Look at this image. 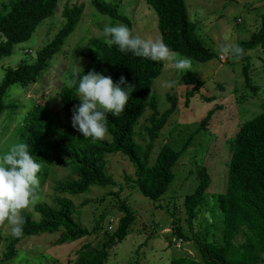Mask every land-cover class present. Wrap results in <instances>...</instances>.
<instances>
[{
	"label": "rangeland",
	"instance_id": "rangeland-1",
	"mask_svg": "<svg viewBox=\"0 0 264 264\" xmlns=\"http://www.w3.org/2000/svg\"><path fill=\"white\" fill-rule=\"evenodd\" d=\"M102 1L114 5L126 21L120 22L98 14L90 0H58L52 15L43 19L27 40L15 44L8 57L0 59L1 80L6 67H15L20 61L30 62L35 51L53 36L63 23L60 12L64 5L83 4L82 14L74 29L36 82L25 87L14 84L8 88L4 102L14 103L17 107L0 114V153L19 143L22 119L33 106L43 105L61 125L72 126V117L61 109L58 91L62 85L67 84L70 73L77 68L81 70L88 63L90 53L94 52L89 43L90 38L105 41V26L124 24L134 34L145 39H160L156 15L143 0ZM183 3L187 17L194 22L202 44L217 57L205 62L189 58L193 71L182 74L171 63L162 62L160 73L150 84L149 95L155 98L158 112L168 107L165 98L167 94L176 100L175 110L154 139L150 160H154L156 152L164 143L177 150L192 133L190 142L173 167V179L165 195L155 202L131 190L125 176H133V167L120 153L105 157V172L111 176L115 185H92L75 195L59 191L65 181L74 177L71 170L60 164L50 165L40 186L39 202L52 204L55 199L65 197L74 208L73 220L90 234L60 245L55 243L58 233L30 236L18 243L16 256L12 260L0 261V264H75L74 251L82 243L90 241L92 247H97L103 238V231H114L117 219L121 216L118 210L121 200L135 218L127 235L110 247L102 264H168L174 257H196L192 241L175 240L171 233V215L178 217L180 227L186 230L182 200L185 194L195 188L197 169L201 167L209 176V184L204 192L203 203L192 220L191 236L198 234L204 240L221 244L223 220L217 208L216 196L225 189L231 138L239 123L257 114L264 102V43L246 51L250 81L256 87L255 91L247 88L242 81V63L221 54L220 49L247 39L258 30L260 16L264 13V1L183 0ZM187 74L202 84L185 105L184 92L192 87V84L187 83ZM168 82L174 84L169 87ZM212 108L216 109L206 129L193 133L205 113ZM149 114L150 110L146 107L134 126L135 141L144 145L147 136L143 126L148 124ZM28 212L34 219L37 218L33 208ZM9 232L10 226H0V239Z\"/></svg>",
	"mask_w": 264,
	"mask_h": 264
},
{
	"label": "trees",
	"instance_id": "trees-1",
	"mask_svg": "<svg viewBox=\"0 0 264 264\" xmlns=\"http://www.w3.org/2000/svg\"><path fill=\"white\" fill-rule=\"evenodd\" d=\"M58 0H7L0 2V59L12 53L15 44L27 40L36 26L52 15ZM156 15V28L160 39L174 52L198 62H205L217 55L205 47L196 34V26L187 17L183 0H143ZM264 1V0H263ZM93 9L100 15L125 22L114 5L102 0H90ZM83 11V4L64 5L61 9L63 23L53 36L38 50L30 62L20 61L15 67H6L0 80V114L4 110L13 111L17 105L5 103L4 96L11 85L25 87L36 82L47 68L50 59L59 52L64 40L74 29ZM94 52L90 53L88 63L79 70V76L95 70L110 76L119 82L123 76L126 84L133 86L132 94L124 112L119 116L107 115L108 136L101 141L85 139L76 129L65 127L47 112L41 104L29 109L19 129L18 141L29 146V152L43 164L40 186L50 165L60 164L68 167L74 177L63 183L60 192L75 195L84 192L92 185L113 186L115 182L105 172V157L120 153L131 163L133 176H125L131 190L152 201L160 200L173 179V167L181 153L187 147L192 133L179 149L175 150L164 143L150 160L153 142L158 131L173 113L176 107L175 97L165 96L168 107L158 112L155 98L149 95L152 81L160 73L162 62L137 57L131 52L123 53L118 46H107L104 40L90 38ZM264 43V13L260 16V25L256 32L238 44L244 55L238 59L241 63V75L244 85L251 91L256 87L250 81V65L246 51ZM187 83L192 87L184 92L186 105L202 84L187 74ZM69 79H79L70 73ZM76 86L62 85L58 91L61 109L72 117V109L80 103L75 95ZM209 100L208 98H205ZM148 107V124L143 126L147 141L140 144L134 139V126L138 118ZM216 109V108H215ZM214 108L208 110L193 133L206 129ZM230 159L227 169L225 189L216 196L217 208L222 214V242L216 244L207 241L198 234L192 235V220L198 207L203 203L204 192L209 184V176L203 167L197 169V183L192 192L185 194L182 200L186 230L180 225V219L171 215V233L175 240L192 241L196 257L178 256L168 264H261L264 261V102L260 110L251 118L239 123L231 138ZM117 195V193H114ZM37 218L30 212L23 213L25 225L23 235L14 237L11 232L0 239V261L9 262L17 253V245L30 236L43 233H58L57 245L73 242L87 237L90 233L79 226L72 218L74 208L65 197L55 199L52 204L38 202L34 207ZM118 210L121 216L111 233L103 231V238L97 247L90 241L82 243L74 251L75 264H102L108 250L120 242L128 233L135 216L120 201ZM95 229V228H94ZM77 258V259H76ZM68 264V263H66Z\"/></svg>",
	"mask_w": 264,
	"mask_h": 264
},
{
	"label": "clouds",
	"instance_id": "clouds-1",
	"mask_svg": "<svg viewBox=\"0 0 264 264\" xmlns=\"http://www.w3.org/2000/svg\"><path fill=\"white\" fill-rule=\"evenodd\" d=\"M105 44L116 45L123 53L131 52L137 57L156 62L171 63L179 73L193 71L192 61L172 51L162 39H145L124 24L107 25L103 29ZM95 50V49H94ZM221 54L233 59H241L244 50L238 44L225 45ZM79 79H69L67 86H76L80 103L72 109V127L85 139L101 141L108 136L107 115L119 117L125 110L133 86L126 84L123 76L114 82L95 70L79 76V68L74 70ZM174 82H168L171 87ZM43 164L37 162L29 152L25 142L15 143L0 153V226L7 224L14 237L23 235L25 217L40 201V176Z\"/></svg>",
	"mask_w": 264,
	"mask_h": 264
}]
</instances>
